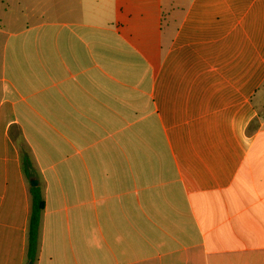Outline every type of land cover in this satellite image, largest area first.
<instances>
[{
    "label": "crops",
    "instance_id": "0c3cea01",
    "mask_svg": "<svg viewBox=\"0 0 264 264\" xmlns=\"http://www.w3.org/2000/svg\"><path fill=\"white\" fill-rule=\"evenodd\" d=\"M32 179L33 264H264V0H0V264Z\"/></svg>",
    "mask_w": 264,
    "mask_h": 264
},
{
    "label": "trees",
    "instance_id": "16d2710c",
    "mask_svg": "<svg viewBox=\"0 0 264 264\" xmlns=\"http://www.w3.org/2000/svg\"><path fill=\"white\" fill-rule=\"evenodd\" d=\"M23 166L26 174L31 177L32 163L27 154L23 156ZM30 199L27 258L28 261L35 263L38 257L41 217L45 208V200L40 187H30Z\"/></svg>",
    "mask_w": 264,
    "mask_h": 264
},
{
    "label": "water",
    "instance_id": "95a60500",
    "mask_svg": "<svg viewBox=\"0 0 264 264\" xmlns=\"http://www.w3.org/2000/svg\"><path fill=\"white\" fill-rule=\"evenodd\" d=\"M38 183H39V182H38L37 179H32V180L30 181V186H31V187L38 186ZM28 264H33V262L29 261Z\"/></svg>",
    "mask_w": 264,
    "mask_h": 264
}]
</instances>
